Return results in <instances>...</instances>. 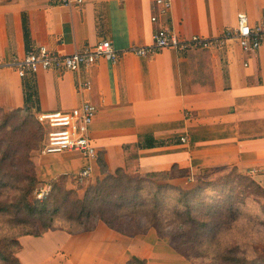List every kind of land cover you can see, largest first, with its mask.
Wrapping results in <instances>:
<instances>
[{"label":"crops","instance_id":"obj_1","mask_svg":"<svg viewBox=\"0 0 264 264\" xmlns=\"http://www.w3.org/2000/svg\"><path fill=\"white\" fill-rule=\"evenodd\" d=\"M152 14L153 0H88L73 7L57 0H0V108L37 115L86 102L96 107L89 128L96 158L39 153L37 180L73 179L89 164V184L102 177L100 169L113 174L123 168L125 149L138 145L140 173L177 170L198 178L234 172L264 192V43L249 52L226 38L239 14L251 26L264 24V0H171L158 23ZM164 23L181 47L145 57L132 52L151 46ZM102 41L111 43L115 61L100 58L78 71L40 69L24 77L13 67L40 46L68 55ZM85 82L89 90L78 87ZM62 233L49 237L57 244L52 250L21 254L37 256V264H125L132 256L146 264H188L153 231L127 236L99 223L81 232L83 238L74 235L81 237L74 245L73 235Z\"/></svg>","mask_w":264,"mask_h":264},{"label":"trees","instance_id":"obj_2","mask_svg":"<svg viewBox=\"0 0 264 264\" xmlns=\"http://www.w3.org/2000/svg\"><path fill=\"white\" fill-rule=\"evenodd\" d=\"M34 115L29 113L23 117L19 109L0 108V222L22 228L16 236L0 234V264H19L14 255L20 248L17 238L38 236V228L53 229L60 217H66L67 226L61 224V229L69 235L91 231L98 222L119 234L128 235L121 225L118 226L119 221L139 217L144 222L141 234L153 231L158 239L168 235V245L184 258H189L186 247L193 248V244L206 250L210 244V247H218L224 243L225 252H219L221 259L203 264H223L220 260L226 264H264V258L239 256L238 247L233 245L234 239L224 238L237 226L232 224L237 222L236 217L242 212L238 209L243 202L237 189L239 183L248 180L234 172L222 175V179L214 182H203L201 177L204 175L192 178L177 170L163 174L140 173L135 169L138 145H133L125 149V166L113 174L100 169L102 177L86 188L82 198L76 190L65 188L63 182L68 179L65 176L57 178L41 200L31 197V191L39 181L35 167L32 174H25L21 157L27 150L23 151L24 146H29L32 132L38 134L32 125L41 126ZM39 137L37 135L33 143L36 148L42 140ZM175 178H186L192 180L189 183L198 185L194 189H183L171 182ZM169 220L178 227L166 232ZM35 221L40 223L37 228ZM182 224L184 229H181ZM125 264H146V261L132 256Z\"/></svg>","mask_w":264,"mask_h":264},{"label":"built area","instance_id":"obj_3","mask_svg":"<svg viewBox=\"0 0 264 264\" xmlns=\"http://www.w3.org/2000/svg\"><path fill=\"white\" fill-rule=\"evenodd\" d=\"M60 5L66 7L80 6L88 0H57ZM171 9V0H153L152 23H158ZM226 38H233L244 51H256L264 43V24L251 26L244 14L237 16V27L232 33H227ZM197 42V38L192 39ZM181 47L174 38L167 24L157 26L152 35V45L149 47L133 49L137 56L145 57L161 49L168 47ZM186 45H182L185 47ZM100 58L110 61L116 60V53L109 41H102L94 46H84L79 51L64 55L50 51L40 46L35 50L27 51L23 57L16 60L13 67L16 68L19 77L26 74H34L43 69H64L78 71L82 67L95 64ZM79 88L90 89L88 82L80 83ZM96 107L91 103H82L79 107L68 112H43L35 117L39 124L45 127L44 142L40 153L56 155L63 152H73L80 155L87 162L94 160L97 151L89 137V128L93 121ZM183 140V139H182ZM91 173V166L87 164L75 177V181L82 183ZM47 191L40 189L37 197L43 198ZM41 200V199H40Z\"/></svg>","mask_w":264,"mask_h":264},{"label":"rangeland","instance_id":"obj_4","mask_svg":"<svg viewBox=\"0 0 264 264\" xmlns=\"http://www.w3.org/2000/svg\"><path fill=\"white\" fill-rule=\"evenodd\" d=\"M27 115H29V113L21 111V116L26 117ZM35 116L36 115H34V119L38 123ZM32 126L35 128L34 130H37L38 134L36 133V131H33L28 141L29 146L28 147L24 146V149H23V151L27 149L21 157V168L25 171V174H32V171H33L32 169L35 167V160H36L37 155L40 153L41 147L44 142V136H45V131H46L45 127H43L42 125H41L42 127L39 125L38 128L36 124ZM37 135L42 137L40 145L38 146L39 148H36L35 145L33 144L37 138ZM220 176L221 175H219L218 173L217 174L215 173V174L208 175V176L204 175L201 178L203 182H214V181H217L223 178ZM243 177L247 178L249 182L248 180H245V181L243 180L244 181L243 183L245 184L239 183V186L237 189V193L241 194L240 198L243 201L242 206L238 210L242 212H239V215L236 217L237 222L235 220L232 226L237 225L238 227L234 226L235 229H231L232 234L231 235L226 234V236L224 235V238L228 239V237L230 238L232 237L234 239L233 241L235 243L233 245H236L238 247L237 251H238L239 256L246 255V256L264 258V193L260 188H258L252 182L250 178L246 176H243ZM53 182L46 183L45 185L38 182L36 185H34V188L31 191V197H35L38 200L42 199V198L37 197L39 190L42 189V190L47 191V193H49ZM86 183L87 182L79 183L75 181L74 178L68 179L63 182L66 189L76 190L77 195L80 198L83 197L86 191V188H88L90 185H94L95 181L94 182L91 181L89 182V184H86ZM197 185H198L197 183L193 182V183H187L182 186H183V189H194ZM57 220L58 221L55 222V226L53 229L45 231L41 228H38L39 229L38 236H19L17 238L20 248L14 252V255L15 257L18 258L19 264H22L20 255L23 257L21 253H23L24 251L26 250L31 251L34 255L36 254L38 256L42 251H50L57 245L55 243L56 241L53 238H49V237H54L55 233L60 235V232H63L62 234H67L64 230L61 229V224H63L64 226H67V224L65 223L66 217H60ZM35 224H36V228L39 227L40 225V223L37 221H35ZM119 225H121V227H123L126 230V232L128 233L127 236L141 234L140 231L144 228L143 227L144 222L139 217L121 218L118 226ZM7 226H6V223L2 221L0 222V234L1 235L6 234L8 236L9 235L16 236L17 234H20L22 231L21 226H16V227L14 225H7ZM175 227H178V226H176L173 221L169 220L167 221L165 231L171 232L172 229H174ZM181 229H184L183 224L181 226ZM74 235L76 236L79 235L82 238L85 237L81 235V232L77 234H73V236L70 237L71 243H73L72 245L76 244L75 243V241H77L76 239H79V240L81 239V237L79 238ZM47 237H48V240H41L42 238H47ZM168 239L169 237L167 235L164 237V239H159V240L163 241L164 243H167L168 245V242H167ZM227 241L230 242L232 240H227ZM223 244L218 247L213 246V245L212 247H210L211 246L210 244L209 245L210 248L208 247V249L206 250H203V248H200L199 246H195V244H193L194 245L193 248L188 249L186 247L185 253L189 256L188 259L182 257L178 253L176 254L180 257V259L186 261L188 264H203L206 262L209 263V262L215 261L218 258L221 259V254L219 252L220 251L225 252V249L223 248ZM202 251H208L210 253L207 255L206 252H202ZM58 254H59L58 252L51 254L53 258H51L50 263L52 261L55 262ZM37 256L26 257L25 255V257H23L24 258L23 264L39 263V260L33 261V259L35 260ZM220 262H222L223 264H226L224 260H220Z\"/></svg>","mask_w":264,"mask_h":264}]
</instances>
